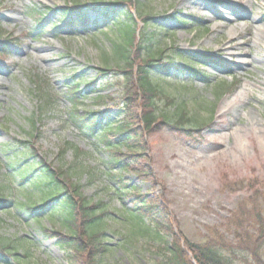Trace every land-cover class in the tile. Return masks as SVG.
<instances>
[{
  "label": "rangeland",
  "instance_id": "obj_1",
  "mask_svg": "<svg viewBox=\"0 0 264 264\" xmlns=\"http://www.w3.org/2000/svg\"><path fill=\"white\" fill-rule=\"evenodd\" d=\"M66 1L0 0V184L8 188L7 208L27 202L32 191L27 186L41 173L35 168L23 180L21 170L33 164L32 155L14 166L17 152H29V145L19 141L35 135L39 155L64 169L66 180L81 185L85 198L107 210L111 246L100 264H157L165 255L153 233L130 238L140 208L136 193L161 201L173 229L195 242L218 230L233 242L238 223L253 234L264 228V88L256 86V80H264V0H118L123 9L137 10L139 43L149 40L146 46L154 55L164 51L187 68L183 74L152 71L161 89L154 98L159 115L175 117L174 107L185 108L192 118L185 130L163 123L147 130L136 118L144 106L141 98L133 97L130 111H122L127 92L114 48L119 37L94 13H89V28L70 30L61 23ZM39 17L45 26L29 34ZM231 19L240 22L222 26ZM55 24L61 26L58 31L52 29ZM5 38L8 49L2 47ZM78 90L79 97L74 96ZM48 97L52 103L45 107ZM74 101L102 124L125 120L140 129L148 179L124 173L138 191L113 182L106 144L70 123ZM40 196L34 190L32 198ZM7 208L0 206V237L13 246L0 250V264H76L74 251L40 228H60L63 209H54L50 219L26 208ZM257 253L264 264V240ZM241 257L258 264L249 254Z\"/></svg>",
  "mask_w": 264,
  "mask_h": 264
},
{
  "label": "trees",
  "instance_id": "obj_2",
  "mask_svg": "<svg viewBox=\"0 0 264 264\" xmlns=\"http://www.w3.org/2000/svg\"><path fill=\"white\" fill-rule=\"evenodd\" d=\"M130 3H133L132 0ZM123 4L124 2L118 0L110 2L89 0L84 3L74 2L71 4L68 2L61 12L65 16L64 18L68 19V24L71 27L76 26L83 29L88 28V12H95L104 18L108 29H112L115 37H119L114 48L118 57V70L123 75L124 88L127 92L124 99L126 103L123 104L127 113L133 106L134 101L131 99L133 97L141 98L144 106L136 118L142 122L143 127L147 130H154L159 123H163L162 126L169 125L177 130H185L184 124L190 122L192 118L187 115L184 108L178 107L175 111V117L165 113L159 115L154 98L158 96L159 92L161 93V89L158 88V84L152 77L153 70L172 72L173 70H180L181 67L171 61H161L164 60L163 53L158 56L159 59L152 55L144 56V53L152 54L149 47L146 46L147 39L144 40V44L142 41L138 44L139 41L136 39L134 29V16L131 15V11L123 9ZM74 17L75 19H73ZM37 25L32 29V32L44 25L41 17ZM4 44H8V41ZM158 61L162 63L161 66L156 65L155 62ZM101 69L111 70L105 67ZM79 91H73V95L78 96ZM44 101L45 107L52 103L50 97L45 98ZM67 118L79 131L99 138L106 144L111 153L106 162L110 172H113V182L126 190L138 191L135 185L129 184L128 178L124 174L117 172L132 171L148 179L150 166L142 163L146 158L144 145L139 142L138 138L140 129L125 120L118 121L114 126L101 124L92 112H88L78 105H75L68 112ZM142 125L140 126L142 127ZM34 136L31 137L33 140L19 141L20 145H29L27 146L29 152H17L13 157L14 166L21 164L32 155L35 158L33 164L28 166L26 164L21 170L23 180H26L29 173L35 168L41 173L30 181L31 184L27 189L32 188V191L28 195L25 191L27 202L16 201L13 207L26 208L30 213L47 215L50 219H53L54 209L57 207L63 209L64 216L60 222V228L55 224H52L51 227L41 226V232L49 238L56 239V242L63 248L67 247L73 250L76 264H100L101 261L99 260L109 251L111 246L106 239L107 210L102 208L100 204L91 203L85 198L81 185L66 180L64 169L53 167L51 163L39 155L38 149L35 147ZM68 146L69 143L61 149V154L66 152ZM123 148L124 150H122ZM76 152L79 154L83 151L76 149ZM7 190V185L0 184V206L3 208H7L11 203ZM34 190L41 192L40 200L32 198ZM134 198L137 199L140 208L135 209L133 217L136 221V227L131 230L130 238L134 240L139 235L150 236L153 233L166 250L165 255L157 264H246L249 261L241 257L242 253L249 254L255 262L261 263L257 252L264 240V228H260L263 224L255 231L256 234L243 232L244 226L239 223L238 228L237 225H234L235 240L233 242L229 241L219 230L212 232L205 242H195L173 229L169 212H166L161 201L151 199L148 195L140 193L134 194ZM13 207L6 210L9 212L12 210L10 208ZM244 218V215L238 216V222ZM144 220L148 222L146 223ZM167 235L172 236L170 241L165 238ZM4 240L3 237H0L1 251H7L13 246V242L6 243ZM249 249L252 254L247 252Z\"/></svg>",
  "mask_w": 264,
  "mask_h": 264
},
{
  "label": "bare ground",
  "instance_id": "obj_3",
  "mask_svg": "<svg viewBox=\"0 0 264 264\" xmlns=\"http://www.w3.org/2000/svg\"><path fill=\"white\" fill-rule=\"evenodd\" d=\"M239 23L240 21H238V20H229L228 22H224L223 24H222V26H227L228 24H231V23ZM256 82H257V87L259 88V89H262V88H264V80H256ZM237 100H241V99H237Z\"/></svg>",
  "mask_w": 264,
  "mask_h": 264
}]
</instances>
